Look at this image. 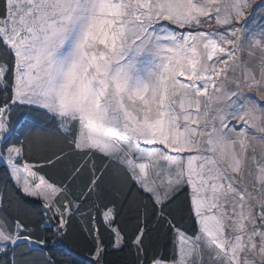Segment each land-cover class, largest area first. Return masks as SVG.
I'll return each instance as SVG.
<instances>
[{"label": "snow or ice", "instance_id": "1", "mask_svg": "<svg viewBox=\"0 0 264 264\" xmlns=\"http://www.w3.org/2000/svg\"><path fill=\"white\" fill-rule=\"evenodd\" d=\"M0 264H264V0H0Z\"/></svg>", "mask_w": 264, "mask_h": 264}]
</instances>
